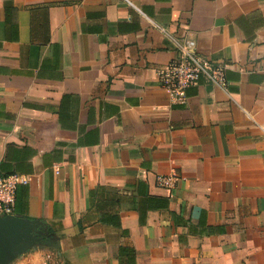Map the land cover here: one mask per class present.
I'll return each instance as SVG.
<instances>
[{
	"label": "crops",
	"instance_id": "obj_1",
	"mask_svg": "<svg viewBox=\"0 0 264 264\" xmlns=\"http://www.w3.org/2000/svg\"><path fill=\"white\" fill-rule=\"evenodd\" d=\"M131 1L0 0V171L45 234L8 264H264V0ZM187 40L227 82L177 101Z\"/></svg>",
	"mask_w": 264,
	"mask_h": 264
},
{
	"label": "built area",
	"instance_id": "obj_2",
	"mask_svg": "<svg viewBox=\"0 0 264 264\" xmlns=\"http://www.w3.org/2000/svg\"><path fill=\"white\" fill-rule=\"evenodd\" d=\"M131 4V0H125ZM165 30L164 27H162ZM225 64L211 62L196 48L195 42L187 40L179 50L176 58L159 70L162 86L167 89L173 100L183 101L187 88L200 80L224 86L227 82ZM176 173L159 174L156 184L159 187L172 189L178 183ZM28 178L20 173H3L0 171V216L14 214L17 187L27 183Z\"/></svg>",
	"mask_w": 264,
	"mask_h": 264
},
{
	"label": "water",
	"instance_id": "obj_3",
	"mask_svg": "<svg viewBox=\"0 0 264 264\" xmlns=\"http://www.w3.org/2000/svg\"><path fill=\"white\" fill-rule=\"evenodd\" d=\"M40 223L14 214L0 216V264H8L20 249L43 240Z\"/></svg>",
	"mask_w": 264,
	"mask_h": 264
}]
</instances>
